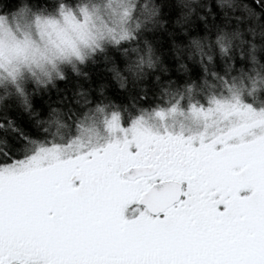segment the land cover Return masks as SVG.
Returning <instances> with one entry per match:
<instances>
[{"label":"snow or ice","instance_id":"6c2138e0","mask_svg":"<svg viewBox=\"0 0 264 264\" xmlns=\"http://www.w3.org/2000/svg\"><path fill=\"white\" fill-rule=\"evenodd\" d=\"M0 264H264V0H0Z\"/></svg>","mask_w":264,"mask_h":264}]
</instances>
